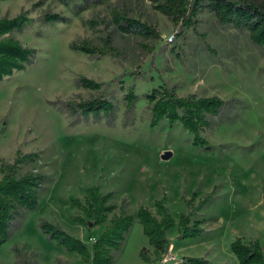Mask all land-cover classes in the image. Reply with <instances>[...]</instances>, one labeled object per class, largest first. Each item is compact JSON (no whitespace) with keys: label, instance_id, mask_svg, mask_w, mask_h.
<instances>
[{"label":"rangeland","instance_id":"1","mask_svg":"<svg viewBox=\"0 0 264 264\" xmlns=\"http://www.w3.org/2000/svg\"><path fill=\"white\" fill-rule=\"evenodd\" d=\"M66 1L0 0V18L27 11L33 19L11 36L35 49L24 69L0 79V166L13 162L18 150L35 152L18 174L47 176L38 206L22 207L0 244V264H88L51 239L42 220L91 247L123 204L128 213L145 205L160 217L155 202L164 196L177 221L181 213L193 212L204 233L183 238L173 227L167 253L148 262L141 250L147 247L154 255V249L136 219L115 251L114 264H181L188 255L239 264L230 248L234 239H258L264 247V50L249 31L222 24L205 9L195 28L179 36V27L150 0ZM47 12L64 19L47 21ZM116 12L157 29L160 37L121 31ZM83 42L106 52L90 55L72 48ZM82 76L103 85L84 87ZM164 82L181 96L219 95L226 101L202 131L208 146L195 144L179 121L171 125L163 118L151 125L147 95ZM131 86L138 98L128 110L125 96ZM96 97L111 101L113 111L84 114L76 104ZM167 150L173 154L164 159ZM90 186L114 192L116 208L105 223L85 226L74 220L82 211L70 198L85 200Z\"/></svg>","mask_w":264,"mask_h":264},{"label":"trees","instance_id":"2","mask_svg":"<svg viewBox=\"0 0 264 264\" xmlns=\"http://www.w3.org/2000/svg\"><path fill=\"white\" fill-rule=\"evenodd\" d=\"M67 3L66 0H63ZM89 1V0H86ZM96 2L97 0H91ZM155 9L167 15L178 27V35H182L186 28L197 24L198 15L205 9H210L222 24H232L237 28L247 29L251 40L264 50V1L252 2L249 0H150ZM47 21L63 20L59 13L47 12ZM33 19L27 11L13 17L0 18V79L13 74L17 70L24 69L31 61L35 52L34 48L24 45L19 39L11 36L16 30H21ZM114 21L118 28L125 33L140 34L144 37L159 38L160 32L146 23L127 16L122 12L114 14ZM72 48L90 55L105 53L87 42L82 44L72 43ZM135 74H140L135 72ZM80 82L84 87L100 89L103 85L95 79L82 76ZM128 110L134 107L138 95L133 86L125 96ZM151 103V125L156 126L163 118H167L173 125L179 121L187 128L194 138L195 144L208 146V140L203 136L204 127L211 124V117L219 115L226 101L219 95L188 96L178 95L173 87L167 83L153 87L147 95ZM77 111L76 104L84 114L101 111L110 113L114 105L104 97H96L82 102H67ZM35 152L23 153L20 150L13 162H2L0 169V244H3L10 235L11 227L15 224L22 207L35 209L39 203L40 190L43 188L47 176L40 172H26L18 174L23 163L33 161ZM114 192H103L98 186H90L86 189L85 200L71 197L70 201L77 206L82 214L74 217L78 223L90 226L103 224L108 220L109 213L116 208L113 202ZM164 196L156 200V206L162 214L158 217L150 208L140 205L136 214L128 213L124 204L120 212L114 214L103 232L96 238L90 247L87 241L70 234L62 227L48 220H42L41 227L48 236L57 244L64 246L69 251L78 253L88 264H114L115 251L121 249L126 235L136 219L143 226L144 233L153 247V253L147 247L142 248L141 257L148 262L161 260L167 253L171 240L168 231L177 226L183 238L197 237L204 233L202 220H192V213H181L178 221L165 204ZM208 197L199 202L195 209L204 206ZM194 198L187 202L193 205ZM231 251L236 256L239 264H264V247L260 240L245 241L237 237L230 244ZM19 256H22L18 248ZM28 264H33L29 262ZM57 264H66L58 260ZM181 264H214L204 256H185Z\"/></svg>","mask_w":264,"mask_h":264},{"label":"water","instance_id":"3","mask_svg":"<svg viewBox=\"0 0 264 264\" xmlns=\"http://www.w3.org/2000/svg\"><path fill=\"white\" fill-rule=\"evenodd\" d=\"M172 154H173L172 151L167 150L165 153L162 154V158L168 159L172 156ZM91 225H92V223H91Z\"/></svg>","mask_w":264,"mask_h":264},{"label":"built area","instance_id":"4","mask_svg":"<svg viewBox=\"0 0 264 264\" xmlns=\"http://www.w3.org/2000/svg\"><path fill=\"white\" fill-rule=\"evenodd\" d=\"M173 39V36L170 38V40H172Z\"/></svg>","mask_w":264,"mask_h":264}]
</instances>
